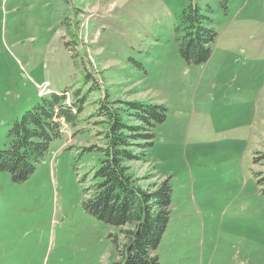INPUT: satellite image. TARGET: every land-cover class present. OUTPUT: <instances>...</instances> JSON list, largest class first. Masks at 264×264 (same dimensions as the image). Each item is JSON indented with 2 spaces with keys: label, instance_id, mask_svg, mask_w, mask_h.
Instances as JSON below:
<instances>
[{
  "label": "rangeland",
  "instance_id": "obj_1",
  "mask_svg": "<svg viewBox=\"0 0 264 264\" xmlns=\"http://www.w3.org/2000/svg\"><path fill=\"white\" fill-rule=\"evenodd\" d=\"M197 5L217 33L209 59L178 52L182 10ZM88 94L77 127L24 181L0 171V264H112L120 227L82 208L110 99L162 104L145 190L168 179L170 214L158 264H264V0H0V148L12 122L51 90ZM125 228V227H123Z\"/></svg>",
  "mask_w": 264,
  "mask_h": 264
},
{
  "label": "trees",
  "instance_id": "obj_2",
  "mask_svg": "<svg viewBox=\"0 0 264 264\" xmlns=\"http://www.w3.org/2000/svg\"><path fill=\"white\" fill-rule=\"evenodd\" d=\"M178 52L187 63L202 64L211 54L217 33L210 17L197 5L180 14ZM86 92L81 88L51 90L15 119L7 131V143L0 148V171L21 182L29 178L60 138L63 126L74 128L87 120L83 112L89 92L97 90L93 78L84 72ZM89 117L102 125L96 134L101 144L81 148V153H97V164L87 172L83 188V210L108 224L120 227L121 241L115 239L117 259L112 264H158L155 250L166 229L172 188L168 179L153 190H145L135 179L130 163L145 164L146 151L153 146L154 127L166 117L162 104L112 100L104 92ZM257 184L264 194V173L257 172ZM125 227V228H123Z\"/></svg>",
  "mask_w": 264,
  "mask_h": 264
}]
</instances>
